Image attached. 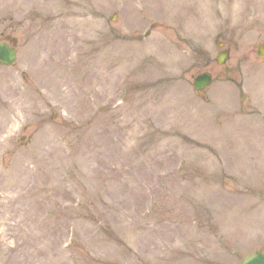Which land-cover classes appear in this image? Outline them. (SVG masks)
Listing matches in <instances>:
<instances>
[{"label":"rangeland","instance_id":"rangeland-1","mask_svg":"<svg viewBox=\"0 0 264 264\" xmlns=\"http://www.w3.org/2000/svg\"><path fill=\"white\" fill-rule=\"evenodd\" d=\"M7 35L0 264L264 252V0H0Z\"/></svg>","mask_w":264,"mask_h":264},{"label":"water","instance_id":"water-1","mask_svg":"<svg viewBox=\"0 0 264 264\" xmlns=\"http://www.w3.org/2000/svg\"><path fill=\"white\" fill-rule=\"evenodd\" d=\"M13 43L16 42V40H12ZM259 54V53H258ZM227 52L220 53L217 61L218 63H222L227 58ZM15 60V50L14 48L10 47L7 43L2 42L0 43V62L5 65H10ZM210 74L209 73H202L198 75L194 79V85L197 90H201L210 82ZM241 264H264V253H261L259 251H256L248 256H246Z\"/></svg>","mask_w":264,"mask_h":264},{"label":"flooded vegetation","instance_id":"flooded-vegetation-1","mask_svg":"<svg viewBox=\"0 0 264 264\" xmlns=\"http://www.w3.org/2000/svg\"><path fill=\"white\" fill-rule=\"evenodd\" d=\"M225 47V44H224V42H222V49Z\"/></svg>","mask_w":264,"mask_h":264}]
</instances>
